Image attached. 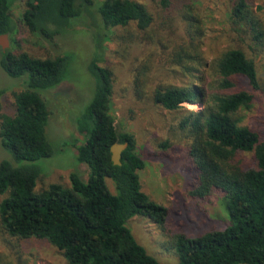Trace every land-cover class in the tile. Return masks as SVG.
Returning <instances> with one entry per match:
<instances>
[{"label":"trees","instance_id":"16d2710c","mask_svg":"<svg viewBox=\"0 0 264 264\" xmlns=\"http://www.w3.org/2000/svg\"><path fill=\"white\" fill-rule=\"evenodd\" d=\"M18 1L0 0V35L16 32L13 7ZM153 1L171 17L164 32H177L167 43L164 34H158L157 42L168 48L165 61L193 82L157 83L152 99L169 110L184 103L202 105L187 109L179 120L197 171L189 196L207 200L214 193L222 194L231 223L194 236L174 232L170 208L152 200L142 188L140 171L146 159L135 135L117 128L115 73L112 66L102 63L103 38L110 39L120 30V47L147 42L151 37L147 32L156 20L153 9L139 0H26L22 22L39 40L65 34L81 18L93 23L98 53L90 71L95 88L76 116L78 129L85 135L77 157L88 165L89 177L84 180L72 172L70 186L53 182L37 191L39 166H16L3 160L0 195L8 192V196L0 204L2 228L20 238L47 239L64 251L70 264H165L127 226L129 219L140 215L170 233L178 264H264V138L241 124L239 117L240 109L251 108L264 90L255 58L264 53V19L254 10L252 0H228L235 44L208 63L203 49L205 22L199 9L203 0ZM72 54L65 51L40 57L19 50L7 51L1 58L3 70L21 78L26 86L13 92L14 113L0 108V139L17 161L33 162L55 153L47 136L51 111L40 90L55 88L66 78ZM211 68L213 77L208 81ZM135 82L136 93L145 96L149 77L141 72ZM116 142L129 143L120 164L112 158ZM161 145L168 149L170 142ZM246 152L254 153L253 164L244 163Z\"/></svg>","mask_w":264,"mask_h":264},{"label":"rangeland","instance_id":"374dc122","mask_svg":"<svg viewBox=\"0 0 264 264\" xmlns=\"http://www.w3.org/2000/svg\"><path fill=\"white\" fill-rule=\"evenodd\" d=\"M139 1L147 3L156 16L154 27L147 32L151 36L149 40L143 44L120 47V30L114 32L110 39L103 38L102 63L112 66L115 73L113 110L117 128L135 135L138 148L146 159V166L140 171L142 188L152 200L170 208V221L174 232L194 236L210 228H221L231 223L226 198L219 193H214L207 200H197L189 196L197 171L189 156L188 139L179 129V120L187 109H200L202 105L184 103L181 108L169 110L154 102L151 96L152 88L157 83L183 85L193 82L191 76L165 61L164 51L168 48L157 42L161 36H158L160 32L164 34L166 43L169 39H174L177 32H164L169 29L166 24L171 17L157 1ZM252 2L256 13L264 19V0ZM25 4L26 0H19L13 7L16 32L9 35L8 48L4 50L0 47L1 110L14 113L13 92L26 87L21 78L11 77L3 70L1 58L5 52L26 50L40 57L54 56L65 51L73 53L66 78L55 88L40 90L51 111L47 136L55 153L51 157L33 162L17 161L11 152L3 147L0 139V163L7 159L16 166L37 165L42 169L35 187L40 191L53 182L70 186L69 176L72 172L80 173L84 180L89 177L88 165L80 162L77 157L78 147L83 143L85 135L78 129L76 116L93 96L95 80L91 76L90 64L98 52L95 51L96 33L93 35L91 19L81 18L76 21L72 30L58 35L55 39L39 40L22 22ZM228 7V0H203L200 3L199 9L205 22L203 49L208 63L235 44V32L229 26ZM255 58L260 82L264 88V53L256 54ZM212 71L213 68L207 70L208 81L213 77ZM141 72L149 77L143 97L136 93L135 82ZM239 117L241 124L259 131L264 138V90L251 108L240 109ZM165 141L170 142L168 149H163L161 145ZM242 158L245 164L254 163L253 152L243 153ZM108 182L114 190L112 180L108 179ZM7 196L8 192L0 195V204ZM127 226L138 242L159 261L178 264L179 255L172 246L170 233L156 222L136 215L127 221ZM0 264L70 263L64 251L47 239L12 236L4 231L0 222Z\"/></svg>","mask_w":264,"mask_h":264},{"label":"water","instance_id":"95a60500","mask_svg":"<svg viewBox=\"0 0 264 264\" xmlns=\"http://www.w3.org/2000/svg\"><path fill=\"white\" fill-rule=\"evenodd\" d=\"M0 46H2L3 49H6L9 47V34L5 33L0 35ZM128 142L119 143L116 142L112 145V158L115 163L120 164L121 163V157L123 150L128 146Z\"/></svg>","mask_w":264,"mask_h":264},{"label":"flooded vegetation","instance_id":"af4514ba","mask_svg":"<svg viewBox=\"0 0 264 264\" xmlns=\"http://www.w3.org/2000/svg\"><path fill=\"white\" fill-rule=\"evenodd\" d=\"M0 47H2V46H0ZM5 50V49H4Z\"/></svg>","mask_w":264,"mask_h":264}]
</instances>
